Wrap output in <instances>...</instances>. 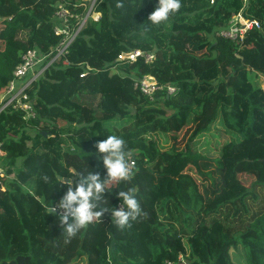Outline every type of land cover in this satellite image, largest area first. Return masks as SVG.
I'll return each instance as SVG.
<instances>
[{"label": "trees", "instance_id": "1", "mask_svg": "<svg viewBox=\"0 0 264 264\" xmlns=\"http://www.w3.org/2000/svg\"><path fill=\"white\" fill-rule=\"evenodd\" d=\"M83 1L0 0V94L28 50L49 55L39 68L57 54L55 4ZM156 7L157 0H98L99 21L90 19L28 90L37 116L0 114L8 177L0 188V264H166L179 256L234 264L239 246L246 264H264V0H181L152 25ZM239 13L259 23L242 45L217 36ZM135 50L143 53L135 61L117 62ZM146 76L176 92L148 99L135 88ZM157 105L163 115L145 113ZM185 130L183 146L162 144L160 134ZM108 135L125 141L135 166L127 180L107 184L102 206L117 208L115 192L133 189L140 213L124 227L105 213L68 237L48 209L67 191L58 177L68 180L75 169L104 179V154L98 161L91 153ZM196 173L210 177L212 194Z\"/></svg>", "mask_w": 264, "mask_h": 264}, {"label": "built area", "instance_id": "2", "mask_svg": "<svg viewBox=\"0 0 264 264\" xmlns=\"http://www.w3.org/2000/svg\"><path fill=\"white\" fill-rule=\"evenodd\" d=\"M98 0L83 1V3L66 5L64 2L55 4L54 27L53 32L56 36L62 38L56 51L57 54L51 59L47 66L39 68V65L45 61L49 55H42L37 49L28 50L23 56L21 62L13 71V78L3 93L0 94V114L7 108H12L15 111L21 112L23 121L35 118L37 116L33 101L30 100L28 90L32 83L40 76H43L44 70L53 63L57 58L68 53V48L79 35L81 30L86 27L90 19L99 21L101 14L95 11ZM213 3V0H211ZM83 8L81 13L78 12ZM259 27L256 20L244 18L240 13L235 15L229 23L228 28L218 31L217 36L223 39L232 41L238 45H242L245 41L246 34ZM188 50L192 51L190 47ZM193 53H197L192 51ZM143 53L135 50L129 54L119 56L122 60L135 61ZM153 55L146 54V61L153 59ZM135 88H138L143 95L150 100L162 98L163 96L170 97L176 92V87L171 84H160L155 77L146 76L141 81L135 83ZM3 152L0 151V156ZM128 167L130 172L135 166L134 160L127 156ZM6 172L0 167V188L5 190L4 180L7 179ZM38 198V197H36ZM57 204V203H56ZM54 204V205H56ZM52 205V206H54ZM123 207L118 204V207ZM49 209V208H48ZM62 210L57 209V214ZM166 264H187L182 256L178 257L176 262L168 261Z\"/></svg>", "mask_w": 264, "mask_h": 264}, {"label": "clouds", "instance_id": "3", "mask_svg": "<svg viewBox=\"0 0 264 264\" xmlns=\"http://www.w3.org/2000/svg\"><path fill=\"white\" fill-rule=\"evenodd\" d=\"M181 7V0H157V7L148 15L147 21L152 25L159 24L167 20L170 14L175 13ZM96 159L99 161V154L103 155V166L106 170L104 179L100 175L88 171L84 174L72 169V175L66 182L67 191L60 197L59 202L54 206H49L51 214L58 218L59 226L68 237L74 236L80 229L84 228L94 218L102 217L105 213H110V219L118 227H124L129 223V219H135L140 213V206L133 194V189L120 190L115 192V196L122 202L123 207L111 209L102 206L105 197L106 185L111 180H127L131 172L126 160L127 150L125 141L116 135H108L102 140H98L94 146ZM78 178L75 186L71 177ZM66 176V175H65ZM65 176L58 177L65 184ZM47 180V177H44ZM74 188V190H73ZM57 209L62 212L57 215Z\"/></svg>", "mask_w": 264, "mask_h": 264}, {"label": "rangeland", "instance_id": "4", "mask_svg": "<svg viewBox=\"0 0 264 264\" xmlns=\"http://www.w3.org/2000/svg\"><path fill=\"white\" fill-rule=\"evenodd\" d=\"M2 29V26H0V30ZM1 42V41H0ZM145 113H155V114H160V115H163L164 114V110L163 108L159 107L158 105L157 106H153L152 108H147V109H144ZM189 134V130H185L183 132H181L180 134H177V137L176 136H173V135H163V134H160V139L162 140V144L165 146V147H171V145H180V146H183L184 143L186 142V139H187V136ZM200 169H201V172L203 174H206V173H214V177L216 178L217 177V174H216V171L214 170L215 167H204L203 166V163H200ZM196 177V179L198 180V183L200 186L206 184L207 188L209 189V194H212L214 188H213V184H211L210 181H212L210 179L209 176H203L201 173H196L194 175ZM216 183H218L216 181ZM107 184H111L113 185L114 184V181H109ZM106 187H108V185H106ZM261 191V189L257 188L256 189V192L259 194V192ZM93 222L91 221L89 224L86 225L87 228L91 229L93 228ZM231 257H232V261L234 262V264H246L245 263V256H244V251L242 249L241 246L235 248V249H232L231 251Z\"/></svg>", "mask_w": 264, "mask_h": 264}, {"label": "water", "instance_id": "5", "mask_svg": "<svg viewBox=\"0 0 264 264\" xmlns=\"http://www.w3.org/2000/svg\"><path fill=\"white\" fill-rule=\"evenodd\" d=\"M119 61H122V59L121 58H118L117 59V62H119ZM67 181V179H65V182Z\"/></svg>", "mask_w": 264, "mask_h": 264}]
</instances>
